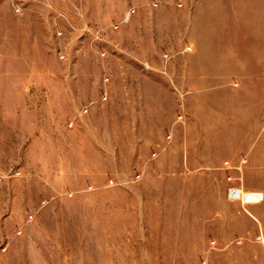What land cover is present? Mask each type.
<instances>
[{"label":"rangeland","instance_id":"374dc122","mask_svg":"<svg viewBox=\"0 0 264 264\" xmlns=\"http://www.w3.org/2000/svg\"><path fill=\"white\" fill-rule=\"evenodd\" d=\"M234 185L264 193V0H0V264H80L81 213L123 264H264Z\"/></svg>","mask_w":264,"mask_h":264},{"label":"crops","instance_id":"0c3cea01","mask_svg":"<svg viewBox=\"0 0 264 264\" xmlns=\"http://www.w3.org/2000/svg\"><path fill=\"white\" fill-rule=\"evenodd\" d=\"M187 58L191 59L195 57L191 54H186ZM189 56V57H188ZM198 56V55H197ZM205 86L194 87L191 89L192 91H201L208 90ZM113 217L112 214L106 213H94L87 214L81 213V233L89 240L88 243H94L95 250L93 252H83V256L81 257L80 264H123L118 259H111L108 251L110 249V243L108 239L104 237L112 236V234H116L117 230L120 229L117 224L112 223ZM116 219V218H115ZM87 220H93V222H87ZM106 220V222H101ZM86 239V238H85ZM84 241V240H82ZM105 241V243H104ZM118 262V263H116Z\"/></svg>","mask_w":264,"mask_h":264},{"label":"built area","instance_id":"2783aa9c","mask_svg":"<svg viewBox=\"0 0 264 264\" xmlns=\"http://www.w3.org/2000/svg\"><path fill=\"white\" fill-rule=\"evenodd\" d=\"M134 9H131L127 18L129 19ZM229 196L233 200L241 201L243 204L260 203L264 199V193L261 190H242L240 186L234 185L229 188Z\"/></svg>","mask_w":264,"mask_h":264},{"label":"bare ground","instance_id":"6f19581e","mask_svg":"<svg viewBox=\"0 0 264 264\" xmlns=\"http://www.w3.org/2000/svg\"><path fill=\"white\" fill-rule=\"evenodd\" d=\"M240 188H241L242 190H248V191H250V190H255V189H245V187H243V186H240ZM252 204H258V203H252Z\"/></svg>","mask_w":264,"mask_h":264}]
</instances>
